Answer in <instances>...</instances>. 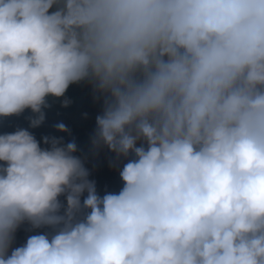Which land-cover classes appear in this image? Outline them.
<instances>
[{"label":"clouds","instance_id":"clouds-1","mask_svg":"<svg viewBox=\"0 0 264 264\" xmlns=\"http://www.w3.org/2000/svg\"><path fill=\"white\" fill-rule=\"evenodd\" d=\"M82 82L122 187L0 134V264H264V0H0V117L39 127Z\"/></svg>","mask_w":264,"mask_h":264},{"label":"trees","instance_id":"trees-1","mask_svg":"<svg viewBox=\"0 0 264 264\" xmlns=\"http://www.w3.org/2000/svg\"><path fill=\"white\" fill-rule=\"evenodd\" d=\"M47 99L50 107L44 109L45 120L39 127L28 128L27 117L31 115V112L26 109L19 116L0 117V134L11 133L17 127H21L32 132L37 141H41L43 136L63 137L65 143L74 140L78 147L76 155H88L86 167L91 173L89 179L96 182L97 192L103 195L106 191H119L122 182L118 168L109 166L113 154L105 148L95 157L89 155V142L95 129V117L101 111V103L94 101L91 86L86 82L73 84L69 86L64 97H48ZM65 99L69 102L67 106L63 103ZM61 122L66 125L68 132H59L55 129L54 125ZM41 146L45 145L41 144ZM125 162L121 161L119 166L122 167ZM26 227L22 225L17 230L13 247L20 246L28 235L34 234L25 231ZM37 231H44V229Z\"/></svg>","mask_w":264,"mask_h":264}]
</instances>
